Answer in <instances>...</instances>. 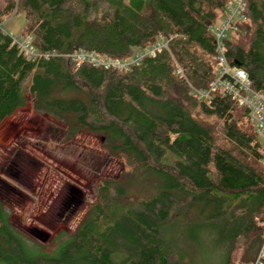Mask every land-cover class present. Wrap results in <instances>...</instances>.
Instances as JSON below:
<instances>
[{
  "label": "trees",
  "instance_id": "trees-1",
  "mask_svg": "<svg viewBox=\"0 0 264 264\" xmlns=\"http://www.w3.org/2000/svg\"><path fill=\"white\" fill-rule=\"evenodd\" d=\"M3 1L0 23L22 14L21 37L55 56L30 62L0 33V125L26 105V89L32 112L64 126V141L98 136L126 168L99 182L51 252L20 236L0 201V264H204L200 251L220 264L237 251L238 264L251 261L261 240L264 145L245 108L219 94L205 105L175 74L178 66L194 88L208 86V30L232 0ZM243 5L245 20L221 42L223 53L264 92V0ZM161 37H171L167 50L126 72L68 58L76 50L129 58Z\"/></svg>",
  "mask_w": 264,
  "mask_h": 264
},
{
  "label": "rangeland",
  "instance_id": "rangeland-1",
  "mask_svg": "<svg viewBox=\"0 0 264 264\" xmlns=\"http://www.w3.org/2000/svg\"><path fill=\"white\" fill-rule=\"evenodd\" d=\"M3 2L0 0V10ZM1 29L12 38H19L23 30L22 14L12 10L3 18ZM24 95L26 105L0 125V181L16 192L0 188V201L8 210L11 227L19 235L51 252L75 229L94 200L99 182L117 177L126 167L106 156L98 136L79 132L70 141H64V126L32 112L26 89ZM10 159L16 163L13 169L18 170V178L6 172ZM67 185L81 192V200L64 224L57 214ZM130 195L138 196L135 188ZM32 228L46 232L48 241L41 244L30 237L28 230ZM61 233L64 238L55 241ZM200 253L204 264H220L212 251ZM239 256L240 252H235L230 264H238Z\"/></svg>",
  "mask_w": 264,
  "mask_h": 264
},
{
  "label": "built area",
  "instance_id": "built-area-1",
  "mask_svg": "<svg viewBox=\"0 0 264 264\" xmlns=\"http://www.w3.org/2000/svg\"><path fill=\"white\" fill-rule=\"evenodd\" d=\"M243 12V0H232L223 11L220 20L209 27L208 31L215 42V63L212 68V79L206 88L197 89L190 85L178 66L175 67V74L183 79L190 93L205 105L209 104L213 95L219 94L228 97L236 106L245 108L255 136L264 145V92L254 91L251 88L246 73L241 68L228 65L221 44L235 31L236 23L245 20ZM0 33L6 34L1 29V23ZM9 37L11 44L16 47L18 53L30 62L38 59L47 60L55 56L53 53L40 54L36 52L31 44L30 36ZM170 39L171 37L158 38L152 45L135 51L129 58H105L83 50L73 51L68 55V58L76 66L87 63L102 70L126 72L132 66L138 65L143 58H154L162 50H167V43ZM260 163L264 168V156ZM256 225L261 229V240L254 258L243 264H264V210L263 216L256 221Z\"/></svg>",
  "mask_w": 264,
  "mask_h": 264
},
{
  "label": "flooded vegetation",
  "instance_id": "flooded-vegetation-1",
  "mask_svg": "<svg viewBox=\"0 0 264 264\" xmlns=\"http://www.w3.org/2000/svg\"><path fill=\"white\" fill-rule=\"evenodd\" d=\"M15 167H16V163H15L14 159L13 160L10 159L8 166H6V168H8L6 170V172H8L10 175L18 178L19 172H18V170L13 169ZM0 186H3L4 187L3 190L8 192V193L9 192H12L13 194L16 193L15 191L11 190L10 187H8L5 183H2L1 181H0ZM80 193L81 192H79V190L75 189V187L68 186V185L66 186L65 193L63 194V196L59 200L60 201L59 207H58L59 213L57 214V217L59 218V220L63 221L64 224L68 221V219L71 217V215L75 212L76 205H78L80 203V200H81L80 199Z\"/></svg>",
  "mask_w": 264,
  "mask_h": 264
},
{
  "label": "water",
  "instance_id": "water-1",
  "mask_svg": "<svg viewBox=\"0 0 264 264\" xmlns=\"http://www.w3.org/2000/svg\"><path fill=\"white\" fill-rule=\"evenodd\" d=\"M28 234L30 235V237H32L41 244L47 242L49 239V235L46 232L37 228H32L28 230Z\"/></svg>",
  "mask_w": 264,
  "mask_h": 264
}]
</instances>
